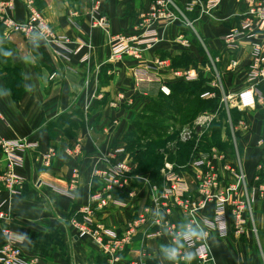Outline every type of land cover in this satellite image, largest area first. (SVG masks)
Returning a JSON list of instances; mask_svg holds the SVG:
<instances>
[{
    "label": "crops",
    "instance_id": "obj_1",
    "mask_svg": "<svg viewBox=\"0 0 264 264\" xmlns=\"http://www.w3.org/2000/svg\"><path fill=\"white\" fill-rule=\"evenodd\" d=\"M152 1L102 0L97 11L108 25L92 28L88 0H15L16 20L26 19L32 3L43 12L54 33L69 40L67 44L41 43L7 33L0 38V45L9 48L11 63L21 68L22 89L15 99L0 78V139H26L33 145L17 152L21 164L15 173L21 184L16 195L0 192V205L8 212L10 235L29 261L171 264L163 259L160 246L176 241H171L162 223L167 220L173 232H179L190 222L178 207L169 206L170 214L166 215L151 202L153 188L163 187V167L156 183L148 171L140 172L131 158L127 185L114 193L106 207L90 213L92 224L100 221L116 235L117 242L111 234L103 236L110 247H118L116 251H103L88 235L78 237L72 223L81 220L82 209L95 206L91 199L98 179L95 173L107 169L113 157H128L126 137L151 103L163 95L160 87L170 92L181 83L170 71L192 69L197 77L192 85L199 83L205 88L202 100H212L220 92L221 100L225 97L227 106H232L234 97L248 84L247 72L254 60L251 42L259 43L264 55V31L253 39L228 45L223 38L246 16L245 0H220L206 15L203 11L208 0H171L177 20L159 30L157 44L143 50L138 59L127 55L111 59L112 38L144 31ZM263 85L257 87L260 94H264ZM227 109L232 112L231 107ZM238 113L231 124L233 151H237L234 157L244 177L237 187V199L246 207L240 215L242 224L235 228L230 219L226 237L209 232L210 264H264V105ZM198 153L194 158L200 157ZM206 156L223 188L228 176L222 163ZM189 162L177 171L189 196L197 199L200 171L188 167ZM41 180L70 185L72 197ZM211 209L209 201L198 216L209 217ZM141 216L144 223L137 222ZM129 230L130 242L123 245L119 240ZM2 241L0 233V245ZM192 264H198L196 258Z\"/></svg>",
    "mask_w": 264,
    "mask_h": 264
},
{
    "label": "built area",
    "instance_id": "obj_2",
    "mask_svg": "<svg viewBox=\"0 0 264 264\" xmlns=\"http://www.w3.org/2000/svg\"><path fill=\"white\" fill-rule=\"evenodd\" d=\"M91 9L90 15L92 19V28L106 27L107 20L100 15L97 8L102 4V0H88ZM220 0H208L205 4L203 13L206 15L211 12ZM247 5V14L240 25L233 29L228 35L223 38L226 44H234V42L253 39L259 33L264 31V0H245ZM173 3L171 0H153L149 6L147 13L149 23L144 31L136 36H117L110 41V58L119 59L123 56H131L138 59L140 53L154 46L159 42V30L169 26L177 20V16L171 10ZM15 0H0V25L7 34H19L25 38L34 39L41 43L67 44L69 40L66 37H58L53 29L48 24L43 12L35 7L32 3L28 4L26 19L18 21L14 18ZM144 16V15H143ZM190 24L186 23V26ZM251 57L254 59L248 68L247 86L234 97L233 106L239 112L253 109L257 104L264 105V94H260L257 87L264 82V55L259 43L251 42ZM263 65V67H262ZM171 75L180 82H192L196 80V74L192 69H175L171 70ZM264 86V85H263ZM159 91L165 95H169L167 87H160ZM213 98V95H206ZM221 103L225 107L226 98L223 97ZM229 104V103H228ZM225 110V109H224ZM229 109H226L227 112ZM218 110L213 112H205L197 117L195 122L196 135L203 131L202 123L212 121L217 117ZM229 115L226 117L228 122ZM224 123V122H223ZM230 133L234 136V129L230 124ZM193 129V127H192ZM194 131L183 129L180 133L179 141L182 143L190 140L194 136ZM233 146H235V138H232ZM33 145L26 139L19 141H5L0 139V163L2 171L0 174V192L8 195H16L21 180L15 173V169L20 166L21 159L17 155L18 151H25ZM213 148L209 156L217 158L222 163V169L227 174V185L221 188L218 173L207 161V156L198 153L199 158L190 160L188 167L198 169L200 172L197 176L199 182V197L197 199L189 196V191L186 184L181 180L178 171L173 164L165 161L163 166L164 184L163 187L155 190L152 195L151 202L155 208L161 207L166 215H169V206L178 207L184 213V217L195 227L198 223L205 225L208 232H214L218 238H224L229 233L230 219L233 220L235 228L243 223L240 218L241 212L244 211L246 204L244 201L237 199V187L244 182L242 171L237 164V160L231 158L227 152L214 151ZM236 151V150H235ZM237 155V151H236ZM48 155H46L47 158ZM109 166L103 171L95 173L98 178L96 188L91 197L95 203L92 206L82 209L80 221L72 223L76 234L81 237L88 235L90 239L100 249L105 252L116 251L114 245L110 247L108 242H105L103 236L111 234L112 241L117 242L116 235L110 233L107 227L96 221L92 224L89 215L93 210H99L106 207L113 201L115 192L123 189L127 185V177L131 171V160L128 157L122 159L114 158L108 162ZM40 183L50 186L53 190L59 193L72 197L70 185H62L53 181L41 180ZM212 203V209L209 217H199L198 212L202 211L207 202ZM8 220V212L1 209L0 205V233L3 236V241L0 245V264H37L36 261H29L24 258L18 241L10 235L6 227ZM139 223L145 222V217H139ZM153 223H158L157 219H153ZM163 229L168 231L171 236V241L175 242V236L178 232H173L172 224L167 220L162 223ZM132 230L127 231L123 239L119 240L123 245L129 244ZM147 237H150L147 236ZM203 242H197L190 247L196 253L198 264H210L212 261L209 246H202ZM188 247L187 244H185Z\"/></svg>",
    "mask_w": 264,
    "mask_h": 264
},
{
    "label": "rangeland",
    "instance_id": "obj_3",
    "mask_svg": "<svg viewBox=\"0 0 264 264\" xmlns=\"http://www.w3.org/2000/svg\"><path fill=\"white\" fill-rule=\"evenodd\" d=\"M6 48L9 50L7 46ZM9 67L7 64L4 69L9 72ZM3 71L0 67V78L2 80L8 78V75L2 73ZM20 82L21 75H14L13 85L19 88V86L21 87ZM215 95L213 99L216 100H210L209 103H205L202 107L196 105L199 97L197 96L195 100L190 102L189 106L181 108L176 113H173L167 105L161 106L160 110L162 112L158 111L159 115H152V108L149 109L147 111L149 116L143 115L139 117L137 131L127 139L128 144L125 151L129 159L133 158L138 169H144L142 172L147 170L149 173H153L160 172L165 161L172 163L176 170H181L185 166L186 158H188V161L189 158L191 160L197 152L203 155L210 154L213 148L216 149L214 151L227 152L234 157L235 151H233L232 143L234 136L232 137L229 126L232 122H236L239 111L233 106L234 101L231 104L232 106L225 107L224 103H221V93L218 92ZM157 107L159 106L157 105ZM228 107H231L232 112H228L229 119L226 122L228 115L225 110ZM217 110V117L210 122L202 123L203 131L196 135L195 122L197 117L205 112H215ZM183 129L194 131V136L184 143L179 141L180 133ZM138 135L139 138H137ZM184 144L188 147L190 146V149L183 146ZM133 151L136 152L132 154Z\"/></svg>",
    "mask_w": 264,
    "mask_h": 264
},
{
    "label": "trees",
    "instance_id": "obj_4",
    "mask_svg": "<svg viewBox=\"0 0 264 264\" xmlns=\"http://www.w3.org/2000/svg\"><path fill=\"white\" fill-rule=\"evenodd\" d=\"M37 5H39V4H37ZM3 33H4V29L0 25V37L3 35ZM181 62H183V61H181ZM7 64L10 66L9 72H7L4 69V68H6ZM0 67L4 70L2 73H5L6 75H8V78L3 79L5 87L11 92V94L13 95V98L17 99L20 96L22 89L20 86L18 88V86L16 87V85H13V77H14V75L15 76L21 75V68L19 65L11 63L10 58H9V50L6 48L5 45H0ZM192 83H194V82L178 83L175 87L171 88V91H170L168 96L159 95L158 99L156 101H154L153 103H151V105L149 106L147 111H149V109L152 108L151 114L152 115H154V114L159 115L160 114L159 112H162V110H160L161 106L164 107L167 105V107L169 109H171V111L173 113H176V112H178V110H181V108L189 106L190 102L195 100L197 98V96H199V97H198V101H197L196 105L202 107V105L204 106L205 103L206 104H207V102L209 103L210 100L205 101V100H202L200 98V95L205 90V88L201 87V84H199V83L196 85H192ZM188 84H191V86ZM193 88H195V89L193 90ZM212 100H216V99H212ZM157 105L159 107H157ZM203 111H205V110H203ZM148 114H149V112L147 114H145V116H149ZM164 114H166V113H164ZM137 125H138V120L134 124V131L127 135L126 140L129 139L134 134L135 131H137V129H138ZM137 138H139V135L137 136ZM127 144H128V140H127ZM183 146H186V145L184 144ZM186 147H188V146H186ZM188 149H190V146L188 147ZM135 152L136 151H133L132 154H134ZM132 154H130V155L132 156ZM185 161L187 162L188 158H186ZM143 170L141 168L139 169L140 172H142ZM145 171H147V170H145ZM158 172L159 171L150 173V176H151V179L153 182L158 183V180H159Z\"/></svg>",
    "mask_w": 264,
    "mask_h": 264
},
{
    "label": "clouds",
    "instance_id": "obj_5",
    "mask_svg": "<svg viewBox=\"0 0 264 264\" xmlns=\"http://www.w3.org/2000/svg\"><path fill=\"white\" fill-rule=\"evenodd\" d=\"M209 239V232L206 230V226L197 224L193 227L192 223H188L176 234L175 244L161 245L160 252L163 259L171 262V264H192L196 253L189 251L188 247L194 246L197 242H203L202 246L206 245Z\"/></svg>",
    "mask_w": 264,
    "mask_h": 264
}]
</instances>
